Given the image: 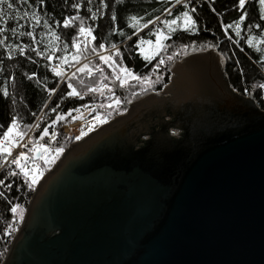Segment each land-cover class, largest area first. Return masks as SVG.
Masks as SVG:
<instances>
[{
  "label": "water",
  "instance_id": "obj_1",
  "mask_svg": "<svg viewBox=\"0 0 264 264\" xmlns=\"http://www.w3.org/2000/svg\"><path fill=\"white\" fill-rule=\"evenodd\" d=\"M225 67L216 48L188 53L162 90L71 143L1 264H264V109Z\"/></svg>",
  "mask_w": 264,
  "mask_h": 264
},
{
  "label": "trees",
  "instance_id": "obj_2",
  "mask_svg": "<svg viewBox=\"0 0 264 264\" xmlns=\"http://www.w3.org/2000/svg\"><path fill=\"white\" fill-rule=\"evenodd\" d=\"M9 2L13 4V9L7 10L4 6L7 14L0 20V137L16 118L14 130L23 133L22 137L18 135L16 142L21 141L37 117L43 111L46 114L41 127L34 130L23 144V150L30 151L29 145L37 140L44 125L59 112L69 113L61 124L72 121L74 116L71 111L87 103L92 104L93 113H97L103 121L124 113L131 102L150 92L162 90L168 84L174 62L188 53L209 48L218 49L225 57L226 72L235 90L254 96L264 109V88L260 87L264 84V44L259 42V37L264 36V19L261 18L264 8L259 0H246L243 9L239 7V0H180V3L177 0ZM183 12L189 13L195 26L184 30L181 20L172 26L176 29L172 31L164 21H170ZM245 12L247 16L241 21L240 17ZM132 16L139 19L132 21ZM70 17L76 19L70 21L69 27H64V20ZM133 24L136 26L133 27ZM145 24L148 26L145 27ZM80 27L90 28L95 40L86 41L85 33L79 32ZM29 32L31 36L27 35ZM157 32L169 38L160 41L159 54L145 60L144 52L156 48ZM249 39H253L251 47ZM148 40H152L153 44H141V41ZM100 44H104L105 48L100 49ZM257 48L262 50L257 51ZM117 50L121 54L119 57L116 56ZM73 56L79 62L73 60ZM101 56H111L114 64L101 61ZM160 60L165 63L160 64ZM84 64L93 68L91 75L77 71ZM54 65L58 66L55 69L61 75L57 76L53 71ZM121 66H126L137 76H149L154 83L151 86L141 85L128 78L125 86L121 87L115 79L116 76H125ZM96 68L103 69V72L95 71ZM70 83L72 88L68 87ZM73 88L78 95H69ZM92 88L100 90L90 91ZM5 90L7 96L4 95ZM50 113L53 114L49 116ZM100 120L98 123H101ZM76 140L74 131L59 132L52 145L64 151ZM15 145L7 148L12 151ZM62 152L56 153L50 161L42 162L43 173L54 165ZM34 153L32 151L33 161ZM8 156L7 153H0V180L4 181L0 184V193H3L0 196V264L22 223L36 186L29 187L30 178L15 164L2 168ZM13 171L17 175H8ZM17 205V212L13 213L11 208ZM8 233L11 236H7Z\"/></svg>",
  "mask_w": 264,
  "mask_h": 264
},
{
  "label": "snow or ice",
  "instance_id": "obj_3",
  "mask_svg": "<svg viewBox=\"0 0 264 264\" xmlns=\"http://www.w3.org/2000/svg\"><path fill=\"white\" fill-rule=\"evenodd\" d=\"M177 3H180V0H177ZM245 3H246V0H239V7L241 9H243L245 7ZM259 3L260 5L262 6V8H264V0H259ZM6 6V9L7 10H12L13 9V4L9 2V0H0V20L3 19V17L7 14L6 11H5V7ZM74 7H78V5H74ZM194 11V10H193ZM27 15V14H25ZM247 16V13L245 12L241 17H240V20L243 21ZM262 19H264V15L261 16ZM76 18L74 17H70V18H67L64 20V27H69L70 26V21L74 20ZM113 20L116 19L115 16L112 17ZM130 19L132 21H136L138 20L139 18L136 17V16H132L130 17ZM157 20H159V18H157ZM182 20V23H183V27H184V30H188L190 29L191 27H194L195 26V21L192 19V17L189 15L188 12H183L180 16H177L176 18L170 20V21H164L165 24H167L169 26V28L172 30V31H175L176 29L173 28L172 26L174 25H177L178 24V21H181ZM148 23H152V21H149ZM133 27H135L136 25L133 24L132 25ZM145 27H147L148 25L145 24L144 25ZM231 27V26H229ZM239 22L237 23V34L239 35ZM257 27H259V25H257ZM87 31V34L88 35H91V29H87L85 27H80L79 28V32L80 33H85ZM27 35L31 36L32 33L29 32L27 33ZM169 37L165 36L162 32H157L156 34V48L155 50H151V51H148V52H144V59L145 60H151L152 58H154L155 55L159 54V51L161 50V45H160V41L162 39H167ZM93 40H95V37L93 36L92 37ZM259 42L261 44H264V36H260L259 37ZM148 44V45H152L153 44V41L152 40H148V41H141V44ZM248 43H249V46L251 47L253 45V39H249L248 40ZM76 47H79L78 45H74ZM187 47V46H185ZM99 48L100 49H104L105 48V45L104 44H100L99 45ZM113 48H115V45H113ZM257 51H261L262 49L260 48H257L256 49ZM23 51V50H21ZM93 51H95V49H93ZM39 54V53H38ZM120 52L119 50L116 51V56H120ZM51 58V57H49ZM73 60H77L78 61V58L76 56H73L72 58ZM169 60L172 59L171 56L168 57ZM100 60L101 61H104L105 63H109V62H112V64H114V61L112 60V57L111 56H101L100 57ZM160 64H164L165 61L164 60H160L159 62ZM111 66V65H110ZM54 72H56V75L59 76L61 75V73L59 71H57L55 68L53 69ZM77 71L79 72H87L88 75H91L92 72H93V68L90 67L88 64H84L82 67H80ZM95 71L97 72H103V69L101 68H96ZM121 71L123 73H125V76L123 78H121L120 76H116V80L119 81L121 87H124L128 78H131L133 80H136L138 84H141V85H147V86H151L154 82H152L150 80V77L149 76H137L135 75L132 70L128 69L126 66H121ZM75 75V73L73 74ZM102 79H104V77H102ZM159 79V77H157V80ZM69 88H72V84L70 83L68 85ZM101 87H106V85H101ZM261 88H264V84L260 85ZM100 89H97V88H92L90 89V91H99ZM109 91H112L111 89H109ZM135 94V93H134ZM4 95L7 96L8 93L7 91L5 90L4 92ZM69 95H78V93L76 92V90L73 88V91L71 93H69ZM117 104H119V100L117 99L116 101ZM97 120H100L99 117L96 118ZM101 123H103L104 121L103 120H100ZM17 126V120L16 118H13L12 122H11V126H9L7 128V131H5L3 133V136L0 137V153H7V155H11V149L10 148H7V147H4V144L5 142H8L9 144H12L13 142L9 139L10 137V134L13 133V130L14 128ZM44 134L47 135L48 132H47V129L44 130ZM17 135L19 136H23V133H17ZM80 137H77V139H79ZM45 152L48 151L47 148L44 149ZM63 149L62 148H56L55 149V152L57 154H59L60 152H62ZM25 159L27 160L28 157L26 156V154L24 152H21L19 155H17L15 158H13L10 163L11 164H15L17 167L21 168V171L24 172V175L27 177L28 176V173L24 171V169L21 167V159ZM8 175H11V176H15L17 175L16 172H9ZM37 179L38 177L37 176H32V179H31V183L29 184V187H31L32 185H34L36 182H37ZM4 181L3 180H0V184H3ZM10 187V185H9ZM0 196H3V193H0ZM19 207V205L15 206V207H12L11 208V211L13 213H16L17 212V208Z\"/></svg>",
  "mask_w": 264,
  "mask_h": 264
},
{
  "label": "built area",
  "instance_id": "obj_4",
  "mask_svg": "<svg viewBox=\"0 0 264 264\" xmlns=\"http://www.w3.org/2000/svg\"><path fill=\"white\" fill-rule=\"evenodd\" d=\"M57 65H54V68H57ZM73 70V69H72ZM89 109L94 110V108H92V104L91 103H87L85 105H80L75 107L72 111L71 114L74 116V119L69 122V123H65V124H61V122L64 119H61L59 121V123L54 126L51 129V134L49 137H47L45 140H43L42 142H38L37 140L33 143L32 147V151L36 152L38 150H43L40 156V159L42 158V161L44 163L50 161L56 154L55 152V147L52 145V142L55 140V138L57 137L59 132H64V133H71L72 131H74L76 133L77 137H80L79 139L83 138L85 135H87L90 131H92L94 129V127L92 126L91 123V116L82 120H77L75 119L76 115L79 113H82L84 111H87ZM92 116H96L97 113H93L92 111ZM46 120V114L44 113V111L37 117V120L35 122V124L33 125V127L31 128V130L29 131V133L25 136V138L18 143V145L14 146V148L11 151V155H9L4 161H3V165L2 168L10 165V161L15 158L17 155H19L22 151H23V144L28 140L29 135L36 129L41 127V124ZM177 129L176 128H171L170 134L171 135H177ZM149 136H143L142 139H148ZM143 143V141L141 142ZM4 147H9V143L5 142ZM47 148L48 151L45 152L44 149Z\"/></svg>",
  "mask_w": 264,
  "mask_h": 264
},
{
  "label": "rangeland",
  "instance_id": "obj_5",
  "mask_svg": "<svg viewBox=\"0 0 264 264\" xmlns=\"http://www.w3.org/2000/svg\"><path fill=\"white\" fill-rule=\"evenodd\" d=\"M85 39H86V41H90L91 39H92V36L91 35H88L87 34V31L85 32ZM72 71V70H71ZM170 82V81H169ZM168 82V83H169ZM126 112V111H125ZM53 113H50V115L49 116H51ZM57 115V114H56ZM55 115V116H56ZM120 115V114H119ZM55 116H53L52 117V119L55 117ZM91 116V123H92V126L94 127V128H97V127H99L100 125H102V124H105V123H107L108 121H110V120H108V121H104L103 123H98V121L99 120H97L96 118L97 117H99L98 115H96V116H92V114L90 115ZM89 116V117H90ZM116 117V116H115ZM51 120V119H50ZM49 120V121H50ZM48 121V122H49ZM47 122V123H48ZM69 122H71V121H69ZM68 122V123H69ZM65 124V123H64ZM46 125V124H45ZM11 126V125H10ZM18 137V135H17V132L14 130V132L12 133V134H10V137H9V139L13 142L12 144H9V146L10 145H18V143H20L21 141H18V142H16L17 140H16V138ZM78 140V139H77ZM76 140V141H77ZM33 143L34 142H32L30 145H29V149H30V151H26V150H23L22 152H24L25 154H26V156L28 157V159L27 160H25V159H21V167L24 169V171L25 172H27L28 173V177L30 178V180L32 179V176H37L38 177V179H37V182L35 183V185L37 186L38 185V183L40 182V180L43 178V176L46 174V173H43L42 172V158L41 159H39V160H36V161H33V160H31V156H32V149H33V147H32V145H33ZM15 145V146H16ZM63 153V152H62ZM61 153V154H62ZM61 156V155H60ZM44 163V162H43ZM50 170V169H49ZM48 172V171H47ZM35 186V187H36ZM16 233V232H15ZM15 235V234H14ZM13 235V236H14ZM11 236V235H10ZM13 238V237H12Z\"/></svg>",
  "mask_w": 264,
  "mask_h": 264
},
{
  "label": "flooded vegetation",
  "instance_id": "obj_6",
  "mask_svg": "<svg viewBox=\"0 0 264 264\" xmlns=\"http://www.w3.org/2000/svg\"><path fill=\"white\" fill-rule=\"evenodd\" d=\"M94 129H96V128H94ZM90 132H91V131H90ZM90 132H89V133H90ZM85 136H86V135H85ZM54 164H55V163H54ZM51 168H52V167H51ZM51 168H50V169H51ZM18 229H19V228H18Z\"/></svg>",
  "mask_w": 264,
  "mask_h": 264
}]
</instances>
